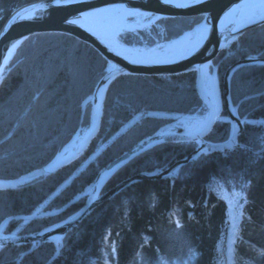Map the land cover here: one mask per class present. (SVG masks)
<instances>
[{
    "label": "trees",
    "instance_id": "16d2710c",
    "mask_svg": "<svg viewBox=\"0 0 264 264\" xmlns=\"http://www.w3.org/2000/svg\"><path fill=\"white\" fill-rule=\"evenodd\" d=\"M34 1L0 0V32L16 9ZM203 18L163 17L122 32L119 40L145 49L162 47ZM255 54L264 56V24L247 30L215 57L221 85L234 62ZM107 65L95 47L68 33L39 32L22 42L0 81V178L44 166L80 126L82 133L87 130L91 104L81 122L82 102ZM196 80V70L120 75L107 90L101 128L87 150L56 172L0 189V223L10 215L63 207L142 138L186 116H204L207 106ZM231 93L234 103L240 102V116H246L236 146L200 155L181 166L177 176L125 187L67 233L55 259L50 261L57 251L54 242H43L20 261L32 244H9L0 246V264H227V227L233 218L235 264H264V65L240 67ZM229 134L224 106L206 138L222 141ZM196 146L194 141L166 142L146 150L123 166L103 192L142 171L167 168ZM85 203L82 197L57 215L13 219L6 231L40 230Z\"/></svg>",
    "mask_w": 264,
    "mask_h": 264
},
{
    "label": "water",
    "instance_id": "95a60500",
    "mask_svg": "<svg viewBox=\"0 0 264 264\" xmlns=\"http://www.w3.org/2000/svg\"><path fill=\"white\" fill-rule=\"evenodd\" d=\"M248 0H38L16 9L6 20L0 32V81L10 59L17 48L31 34L39 32H64L91 44L108 60L107 70L101 77L93 94L82 102L81 122L88 102L91 103V122L82 135L79 144L65 155L59 157L65 147L81 136L82 126L78 128L74 138L66 143L54 158L42 167L20 175L16 178H0V189H12L30 182L42 175L56 172L58 169L74 161L89 147L100 131L104 114L106 92L110 84L123 74H173L187 70H196V85L200 97L207 106V116L195 130L160 128L142 138L135 145L124 151L102 167L95 179L72 200L59 209L36 214H17L6 217L0 223V246L9 244H29V250L22 253L20 260L28 253L36 250L43 242H54L57 247L53 260L59 253L67 233L93 210L110 199L130 184L142 179L165 178L176 176L179 168L202 154L233 148L238 144L240 134L245 128V117L239 113V105L234 104L231 83L235 72L246 64L264 65V56L255 54L245 56L234 62L226 71L223 86L218 76V65L213 59L225 48L238 40L247 30L264 24V13L248 21L241 20V13ZM104 12H125L128 17L150 16L141 23H129L121 28L115 40L104 35L95 26L87 25L84 19L89 15L100 17ZM203 14L204 18L195 28L199 29V39L195 45L184 53H173L165 50H140L119 40V35L127 30L142 29L163 17ZM152 15V16H151ZM128 21V20H127ZM193 28V29H195ZM192 29V30H193ZM190 30V31H192ZM189 31V32H190ZM183 36V35H182ZM181 36V37H182ZM180 38V37H179ZM178 39V38H177ZM176 40V39H174ZM173 40V41H174ZM127 48L131 49L129 51ZM211 68L213 82L208 88L206 76ZM217 90L218 102L208 93ZM104 91L100 103L101 92ZM218 103V104H217ZM229 114L230 134L222 141H211L206 137L222 115L224 106ZM194 141L196 148L187 156L177 160L170 167L154 171H142L118 183L115 187L102 193L105 184L127 163L159 144L166 142ZM87 196L86 203L67 218L31 233H9L6 231L11 220L35 219L52 216L64 211L76 200Z\"/></svg>",
    "mask_w": 264,
    "mask_h": 264
},
{
    "label": "bare ground",
    "instance_id": "6f19581e",
    "mask_svg": "<svg viewBox=\"0 0 264 264\" xmlns=\"http://www.w3.org/2000/svg\"><path fill=\"white\" fill-rule=\"evenodd\" d=\"M263 13H264V0H248L245 3L244 8H243V11L241 13V20L242 21H248V20H251V19H253L255 17H258L259 15H261ZM84 22L87 25L95 26L97 29H99L100 32H102L104 35L110 37L111 40H113V41L115 40V36H116L117 32L121 28L130 26V24L127 21V13H125V12H114V13L113 12H104V13L100 14V17H95L92 14V15H89L88 17H86L84 19ZM147 26H150V25H146L145 27H147ZM174 39H176V38H174ZM198 39H199V29L198 28H195L194 30H192L190 32H187L182 37H180V38H178V39H176L174 41H171V43L168 44V46H167V51L168 52H173V53H179V54L180 53L187 52L189 49H191L195 45V43L198 41ZM127 49L129 51H131V49H129V48H127ZM11 59H10V61H11ZM214 59H213V65H217V64H214ZM5 70H6V68H5ZM5 70H4V72H5ZM207 81H211L212 83H214L213 82V76H212V73H211V68H209L208 71H207L206 82ZM208 93L216 100V102H218L217 90L215 88V85H214V89L213 90H209L208 89ZM103 95H104V91L101 92V95H100V103L102 101ZM106 96H107V92H106ZM105 99H106V97H105ZM237 104L239 105V109H240V102L237 103ZM201 124L202 123L200 122L199 124L194 125L193 128L191 127L189 130H191V131L192 130H195ZM81 139H82V136H79L77 139L72 140L65 147L64 151L61 153V155L59 157L65 155L68 152H71L73 150L72 148H74L75 146H77L79 144V142L81 141ZM62 148H61V150H62ZM230 213L233 215V212H230ZM231 228H232V230L230 231L231 235H236V229L233 226V222H232V224L230 226L227 227V230H229Z\"/></svg>",
    "mask_w": 264,
    "mask_h": 264
},
{
    "label": "rangeland",
    "instance_id": "374dc122",
    "mask_svg": "<svg viewBox=\"0 0 264 264\" xmlns=\"http://www.w3.org/2000/svg\"><path fill=\"white\" fill-rule=\"evenodd\" d=\"M143 16V15H142ZM141 15H137V16H133V17H128V22L129 23H141V22H145L146 20H148L149 18H150V16L149 17H142ZM152 16V15H151ZM201 22V21H200ZM199 22V23H200ZM198 24V23H197ZM197 24H195L191 29H189V30H187V31H185L182 35H185L187 32H189L190 30H192L193 28H195V26L197 25ZM194 30V29H193ZM182 35H180L179 37H181ZM179 37H177V38H179ZM176 38V39H177ZM174 40V39H173ZM172 40V41H173ZM171 43V41L170 42H168L167 44H164L162 47H160V45H158V46H153V47H151L150 49H145V48H141L140 46H134V47H137V49H140V50H151V51H154V50H165L166 48H167V46H168V44H170ZM106 70H107V68H106ZM211 71H212V69H211ZM105 74V73H104ZM103 74V75H104ZM102 75V76H103ZM101 79V78H100ZM99 79V80H100ZM99 82V81H98ZM98 82H97V84H98ZM207 86H208V88H212V85H211V83L209 82V81H207ZM96 88V87H95ZM95 90V89H94ZM94 92V91H93ZM93 94V93H92ZM90 102H88V104H89ZM88 104H87V106H88ZM91 104V103H90ZM235 104V103H234ZM225 105V104H224ZM236 105V104H235ZM226 106V105H225ZM86 109H87V107H86ZM206 116H207V112H206V114L204 115V116H186L185 118H182V119H180V120H178L177 122H175V123H173V124H171L168 128H170V129H190L191 127L193 128L194 127V125H196V124H199L200 122H203L204 121V119L206 118ZM180 125V127H178ZM88 129V128H87ZM83 133H85V131L83 132ZM76 134V133H75ZM75 134L73 135V137L71 138V140L74 138V136H75ZM83 135V134H82ZM81 135V136H82ZM71 140H69V141H71ZM163 144V143H162ZM76 147V146H75ZM74 147V148H75ZM74 148H72V149H74ZM145 152V151H144ZM139 156V155H138ZM54 158V157H53ZM175 163V162H174ZM172 165V164H171ZM170 165V166H171ZM170 166H168V167H170ZM183 166V165H182ZM167 167V168H168ZM161 169H166V168H159V169H156V170H161ZM107 184V183H106ZM106 184H105V186H106ZM105 186L103 187V189H102V193H104L103 192V190H104V188H105ZM108 191V190H107ZM106 192V191H105ZM86 197V199H87V196H85ZM48 211H52V210H48ZM65 211V210H64ZM64 211H62V212H64ZM45 212H47V211H45ZM61 213V212H60ZM60 213H58V214H60ZM54 215H57V214H54ZM53 216V215H52ZM70 216V215H69ZM39 218V217H38ZM67 218V217H66ZM65 219V218H64ZM61 221V220H60ZM59 222V221H58ZM56 223V222H55ZM54 224V223H53ZM50 225H52V224H50ZM49 226V225H48ZM47 227V226H46ZM45 228V227H44ZM43 229V228H42ZM7 230V229H6ZM41 230V229H40ZM38 231V230H37ZM32 232H34V231H32ZM28 233H31V232H28ZM19 261H20V258H19Z\"/></svg>",
    "mask_w": 264,
    "mask_h": 264
},
{
    "label": "snow or ice",
    "instance_id": "6c2138e0",
    "mask_svg": "<svg viewBox=\"0 0 264 264\" xmlns=\"http://www.w3.org/2000/svg\"><path fill=\"white\" fill-rule=\"evenodd\" d=\"M197 2H198V0H197Z\"/></svg>",
    "mask_w": 264,
    "mask_h": 264
}]
</instances>
